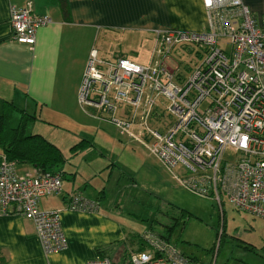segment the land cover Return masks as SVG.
Returning a JSON list of instances; mask_svg holds the SVG:
<instances>
[{"label": "built area", "instance_id": "built-area-1", "mask_svg": "<svg viewBox=\"0 0 264 264\" xmlns=\"http://www.w3.org/2000/svg\"><path fill=\"white\" fill-rule=\"evenodd\" d=\"M207 28L202 32L157 33L146 63L127 56L106 59L93 48L80 88L79 102L110 115L120 134L146 147L170 170L181 166L180 184L222 205L264 219V15L258 19L243 0H203ZM30 5L11 8L13 38L34 45L37 29L51 23ZM221 39H228L231 52ZM200 55L193 64L173 58ZM202 53L204 55H202ZM199 58V57H198ZM172 61V62H171ZM123 108L125 112H116ZM126 115V116H125ZM236 151V161L225 152ZM63 174L20 175L15 164L0 162V206L31 220L46 252L67 247L58 210L42 211V198L61 192ZM72 210H90L96 203L73 193ZM146 244L120 264H216L194 259L171 240L149 230ZM86 264H117L97 255Z\"/></svg>", "mask_w": 264, "mask_h": 264}, {"label": "crops", "instance_id": "crops-1", "mask_svg": "<svg viewBox=\"0 0 264 264\" xmlns=\"http://www.w3.org/2000/svg\"><path fill=\"white\" fill-rule=\"evenodd\" d=\"M65 1L66 13L61 0H0V113L3 103L9 100L36 115V120L55 124L59 120L62 125L68 120L79 124L81 118L89 119L87 115L96 112L79 102V94L92 49H97L102 58L109 54L96 47L101 33L137 35L140 43L148 44L149 61L158 32L197 33L207 28L208 15L203 0ZM243 2L258 19L263 17L264 0ZM27 5L36 14L52 19L51 23L37 29L34 45L18 43L13 38L11 8ZM111 55L112 58L129 57L123 50ZM16 114L20 116L18 111ZM54 143L58 145L57 141ZM2 154L1 147L0 156ZM15 168L20 175L36 171L28 164ZM65 179L69 183L72 180L74 186ZM75 181L76 174L67 173L61 192L54 194V203L48 206L46 201L53 195L39 202L42 211H59L67 238V247L63 250L46 252L31 220L3 213L0 206V264H86L99 255L98 248L125 239L120 223L102 210L108 201L106 193L104 201L97 204L98 194H86ZM76 191L95 202L96 208L69 209L71 195ZM118 209L120 205L115 210Z\"/></svg>", "mask_w": 264, "mask_h": 264}, {"label": "rangeland", "instance_id": "rangeland-1", "mask_svg": "<svg viewBox=\"0 0 264 264\" xmlns=\"http://www.w3.org/2000/svg\"><path fill=\"white\" fill-rule=\"evenodd\" d=\"M109 34L101 33L96 42V47L109 53L107 59H112L111 53L123 50L134 61L145 63L148 60V44L140 43L137 35ZM220 44L227 53L231 52L228 39H221ZM172 56L193 64L201 59L195 53H181L179 48ZM116 112L120 115L125 110L120 108ZM97 113L90 112L89 119L81 118L79 124L68 120H64L63 125L59 120L56 124L45 123L38 118L30 123L28 132L45 134L49 140L57 141L66 156L65 171L68 175L76 174L75 184L86 194L96 196L99 191H105L108 201L102 210L120 223L125 242L129 240V254L137 250L136 241L130 239L137 240L151 229L164 233L163 224L171 222L166 212L180 218V210H186L191 215L181 216L171 236V241L181 251L205 263L213 262L216 257V264H264L263 218L236 209L225 196L220 205L215 199L185 188L178 179L183 178L181 166L170 170L146 147L120 134L116 125L108 120L110 115L102 114L100 119ZM19 119L15 112L12 124L16 126ZM83 138L93 144L73 155L71 147ZM224 157L233 163L236 151L228 149ZM69 184L74 186L72 180ZM46 201L51 206L55 195ZM119 205L121 209L115 210Z\"/></svg>", "mask_w": 264, "mask_h": 264}, {"label": "trees", "instance_id": "trees-1", "mask_svg": "<svg viewBox=\"0 0 264 264\" xmlns=\"http://www.w3.org/2000/svg\"><path fill=\"white\" fill-rule=\"evenodd\" d=\"M61 1L62 9L66 13L67 2L65 0ZM198 57H200V55H198ZM17 111L20 113V119L19 123L14 126L12 124V119L15 112ZM36 118V115L28 113L24 109H20L12 101L7 100L3 103V109L0 113V145L3 149V154L0 156V162L2 160H6L8 162L14 163L15 166L28 164L34 167V169L38 172H60L63 174L64 179V177H66L67 175V172L64 169L66 156L64 155L63 150L57 144L46 138L44 135L38 132H28L30 123L35 121ZM92 144L93 143L90 139H82L80 142L71 147L73 155L78 154L80 151L84 150L88 146H91ZM74 193H78L81 195L79 191H76ZM104 199L105 191L101 190L99 191L95 202L97 204H100V202L104 201ZM180 211V218L181 216L184 217L188 214L191 215V213L186 210ZM166 215L170 217L171 222L163 224V227L165 229L164 233H158L164 238L171 240L172 233L176 229V226L179 224L180 218L176 217L173 214H169V212H166ZM151 228H153V226ZM151 230L154 231L153 229ZM142 235L143 234L138 236L137 240L130 239L133 242L136 241L135 243L137 244V250H143L146 248V244L141 240ZM128 242L129 240H127L126 242L124 240L115 242L110 246L107 245L104 247H100L98 248V253L100 256H108L117 264H120L129 256L127 247ZM120 248L121 251L119 250ZM118 250L119 252L117 253ZM113 254H117V257H113ZM191 257L194 259H198L194 256Z\"/></svg>", "mask_w": 264, "mask_h": 264}]
</instances>
